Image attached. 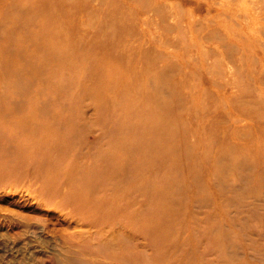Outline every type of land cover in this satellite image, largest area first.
<instances>
[{
    "label": "rangeland",
    "instance_id": "374dc122",
    "mask_svg": "<svg viewBox=\"0 0 264 264\" xmlns=\"http://www.w3.org/2000/svg\"><path fill=\"white\" fill-rule=\"evenodd\" d=\"M57 1L67 11L69 24L62 29L68 44L85 46L93 29L112 25L118 42L109 44L118 43L131 64L156 58L157 171L140 179L136 163L126 170L123 186L128 192L138 187L139 193L122 199L125 230L137 237L123 240L124 253L135 255L133 264H264V46L255 41L253 29L262 24L219 15L224 0L213 1L211 8L212 0H0V264H93L86 261L89 250L108 249L114 239L112 233L97 244L92 235L81 246V240L69 237L73 224L35 193L44 183L36 177L40 167L59 166L65 157L61 148L50 149L52 136L40 135L43 115L55 117L50 132L57 137L68 124L74 126V144L83 148L85 159L92 156L83 151L92 155L106 146L104 130L119 115L91 98L99 85L83 69L107 52H75L70 45L51 47L53 52L33 45L36 36L40 45L48 39L40 33L47 18L38 12L48 3L46 12L61 17ZM231 3L232 12H239ZM155 4L157 18L143 14L142 8ZM241 5L250 11L254 4ZM143 18L149 19L146 25ZM49 29L64 37L61 28ZM140 46L151 50L141 54ZM41 64L46 68L39 72ZM146 118L131 122L142 125ZM28 126L38 137L26 141ZM14 131L24 134L16 137ZM167 135L177 142L173 164L178 169L171 161L159 162L172 151ZM23 147L32 151L26 155ZM30 160L38 170L25 168ZM15 164L20 167L11 173ZM103 174L81 172L75 185L89 184L87 195L99 192V197L110 178ZM152 232L157 236L147 244Z\"/></svg>",
    "mask_w": 264,
    "mask_h": 264
},
{
    "label": "bare ground",
    "instance_id": "6f19581e",
    "mask_svg": "<svg viewBox=\"0 0 264 264\" xmlns=\"http://www.w3.org/2000/svg\"><path fill=\"white\" fill-rule=\"evenodd\" d=\"M213 1L215 0L210 1L211 5H208L210 8L217 4V2ZM233 1H235L236 9L239 12H232L233 7L231 6L233 5L230 4H232L231 2ZM233 1L224 0V3H218L217 13L226 17L240 15L245 20L246 18L251 20L257 19L258 23L261 22L262 25L257 27L253 26L254 39L263 47L264 39L261 35L262 33L264 34V22H262V19H264V0H250L254 4L252 5V10L249 9L250 11L247 9L243 10L241 2L244 0ZM206 2H208V0H206ZM57 3L59 5L61 17L46 12L48 3L38 12L43 17L45 15L47 18L46 22L43 21L40 26V33H45V37H48V39L40 45L41 39L36 36L32 41L33 45L38 47V49L44 47L53 52H55V50L52 49L53 47L64 46L65 48L69 45L72 46V51L79 52L83 50L84 53H90L91 55L101 50L107 52L105 55L95 60V64H92V66L87 65L83 69L92 73V76L95 77V81L100 87L99 89V87L96 86V89L94 88V90L90 92L91 98L96 102H102L99 106L100 108L107 111L111 110L112 115H116L115 112L117 113L118 111L119 115L113 116L114 120L111 121V126L104 130L103 135L104 138L107 139L106 146L96 148L92 155L91 153L83 151L92 156L90 159L81 158V150L83 148L76 147L77 145L74 144V133L76 132L74 126L66 123L69 127L66 131L62 129L61 135L57 137V133L51 134L50 132V126L54 125L53 120H55V117L51 118L50 115H43L46 120L43 123L46 125L44 126L45 131H40L41 126L38 128L40 135L42 136L45 134L46 137L52 136L51 143L49 144L50 149L61 148L60 153L62 152L65 157L64 161L61 158L62 163H60L59 166H57L56 163L55 166L53 164L49 166L45 164L43 167H40V175L36 177L38 179H43L44 183L42 182L40 191L35 193L44 198V204L46 206L59 209L62 215L73 224V230L69 237L76 241L81 240V246L84 244L83 240H87L92 235L94 237L93 241L99 244L102 243L103 240H107L110 235L114 233V239L112 243L108 244V249L105 248V244H101L105 248L104 250H89L87 255L90 256V258L86 261L94 260L93 264H109L108 260L114 261L117 264H133L135 255L131 253L126 255L121 247L125 238H129V240L130 238H137L136 236H131V234L125 230L129 224H126L128 222V216H124L126 214H123L124 211H122V208H124L122 199L125 197L129 200L131 196H136V192L138 194L139 191L138 187H136V192L134 188L128 192L126 186H123V184H125L124 179L126 178V170L132 168L133 163H136L134 167L136 168L135 173L140 179H146L147 176L152 177L157 171V64H152V61L156 62V58L152 55L151 64L145 59L142 61L143 64H131L130 60L126 58L127 52L125 55L119 53L118 43L109 44L117 41L114 34L116 30L112 25L93 29L94 35L91 37L90 43L85 46H81L80 44L78 46V42L76 41H70L72 44H68L70 37L67 36L68 33L66 34V29H62L63 23L65 25L69 24L66 20L67 11L64 8L63 2L57 1ZM237 3H239V5H237ZM224 4L228 7L221 10L220 5ZM142 10L144 15H149L152 12L157 18V4H155L154 8H142ZM148 20V18L141 19L144 25H146ZM50 26L61 28L64 37L54 35L53 30L49 29ZM140 30L142 33L146 31L144 27ZM255 32L259 34H255ZM70 34H72V32ZM52 41H60L62 44L53 43ZM7 46L6 49L9 50L10 44ZM124 49L126 48L124 47ZM140 50L142 54V50L148 51L151 49L149 47L144 48L140 46ZM68 56V54L64 55L66 59L70 60ZM28 57H32L31 54H29ZM100 62L101 64H99ZM44 65L45 64H41L42 67L37 66V70L42 72ZM45 68L46 65L44 69ZM159 105L163 107L165 102L161 101ZM172 114H175V112H172ZM138 116H147V122L142 125L131 122L132 119L134 120ZM38 120H41V118L38 117ZM262 121L264 122V116L262 117ZM162 129H164L163 126ZM26 133V141L29 137H38V131L34 126L26 127ZM13 134L16 137H20L24 132L19 134V131H14ZM232 135L234 137L236 134L233 133ZM164 140L169 142V144L166 145L167 147L170 146L172 151L164 153L165 155L163 156H159V162L171 161V165L175 168L176 164L173 163L175 162L174 154L177 142L169 135L164 137ZM102 147H104V149ZM43 149V154L46 155L49 153L48 145H45ZM20 151L28 155V151L31 152L32 147H23ZM34 165L39 168L37 163H32L30 160L25 164V168L28 169V167H31V169L38 170ZM19 167L18 164H15L11 166V170ZM176 169H178V167H176ZM92 171H98L100 173L105 172V174L102 175L103 177H106L108 172L110 173L109 183L103 186L104 188L102 190L105 191L103 195L99 197V192L93 195H87L91 187L89 184L75 185L81 172H85L86 175H89ZM11 173H15V170H12ZM140 179L138 180L140 181ZM143 189L148 191L147 187ZM152 193L153 192H150V195ZM79 197L81 199H79ZM114 202H116L114 207H111V209L106 208V206ZM131 204L133 205L132 201ZM144 220L145 219H142L140 222ZM153 225L157 227L156 219H153ZM140 235L141 232L139 238ZM151 235L153 238L149 237L147 244H153V240H155L154 237L157 236L155 232H152ZM117 241H120V243L115 246V242Z\"/></svg>",
    "mask_w": 264,
    "mask_h": 264
}]
</instances>
